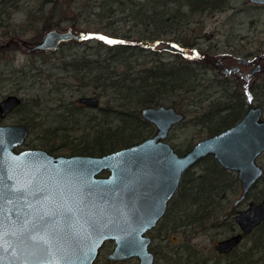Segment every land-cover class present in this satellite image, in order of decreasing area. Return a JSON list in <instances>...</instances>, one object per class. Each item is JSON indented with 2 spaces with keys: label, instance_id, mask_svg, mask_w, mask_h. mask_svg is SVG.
<instances>
[{
  "label": "water",
  "instance_id": "1",
  "mask_svg": "<svg viewBox=\"0 0 264 264\" xmlns=\"http://www.w3.org/2000/svg\"><path fill=\"white\" fill-rule=\"evenodd\" d=\"M84 37L82 29L50 27L38 42L21 44L29 50L49 49ZM147 46L185 55L189 48L196 51V46L162 37ZM261 57L239 60L254 63ZM261 69L253 66L247 75ZM21 100L16 93L0 99V264H93L105 239L112 238L116 245L110 258L137 256L139 264H154L147 231L164 214L187 168L211 154L222 166L237 171L243 192L236 203L264 174L258 158L264 152L260 103L251 104L234 124L201 138L182 154L166 138L186 112L159 103L141 108L142 116L155 124V134L106 154L57 155L46 148H19L28 138L29 126L4 123L1 117ZM77 100L100 104L96 94ZM104 170L108 175H100ZM235 218L241 229L219 239L220 251H229L243 239V232L262 223L264 196L251 199Z\"/></svg>",
  "mask_w": 264,
  "mask_h": 264
},
{
  "label": "rangeland",
  "instance_id": "2",
  "mask_svg": "<svg viewBox=\"0 0 264 264\" xmlns=\"http://www.w3.org/2000/svg\"><path fill=\"white\" fill-rule=\"evenodd\" d=\"M100 1L62 0L57 7L56 16L53 18L55 21L61 18L62 22L58 26L54 25L52 27L82 29L85 31L84 39L80 42H64L59 48L53 50L38 49L30 51L19 40L29 43L38 42L44 32L47 31L42 28L44 24L43 16H41L43 11L38 9L41 7L42 0H0V10H3L2 16L4 17L0 22V99L6 97L9 93H16L21 95L24 100V103L10 112L3 119V122L8 124L21 123L28 119L35 125V131H32L26 142L19 147L20 149L23 147H43L42 143L46 139H50V142L54 140L56 143H60L63 140L57 138L54 133H50V131L53 132L54 126L67 124L72 128H79L80 133H82L86 123L89 125V123L95 122L92 117L96 112L100 117L102 116L99 108L87 105H84L83 110H79L78 113L71 114L76 97L83 95L84 92L90 94H94V92H92L90 85L84 84L85 81L83 80L85 79L80 72L75 73L72 69L70 71L63 67L64 61L79 56L85 50L95 54L106 50L103 46L97 47L98 40L105 43L123 40L134 43L142 38L139 36L138 31H134L129 37H122L121 34L130 26H133L134 23V20L131 19L126 21L127 17L123 11L118 10L115 13L112 12L111 15L103 11L104 13H99L102 15L98 16L96 11L100 10V6H98ZM229 4L225 9L207 10L205 15L197 13V17H205L203 23L191 22L183 26L187 30L177 33L184 37L187 35L197 36L195 45H186L187 47L196 46V51L193 52L189 48L184 59H192L207 64L208 68L204 71L205 83H210L213 79L214 85L206 89V94L200 93L194 95V97L190 96V100L187 98L193 110L186 112V118L170 129L167 140L181 153L192 143L208 135L207 129L196 122L195 116L199 113L198 110L202 108L200 107L202 104L206 105L211 97H220L222 93V85L214 80L215 76H219L218 71L215 70V65L211 64V61L202 58V54L211 56L210 53L224 51L252 57L264 50V5L259 6L251 0H230ZM47 7L48 4L45 8L47 9ZM4 9L10 11L9 14ZM90 11H93V13L91 14ZM79 12L82 19L80 24L72 25L71 23L74 20L71 16ZM134 28L139 29L138 26ZM162 38L176 40L171 34L163 35ZM11 39H15L16 42L7 44ZM191 40L194 39L191 38ZM149 41L152 40H145L142 43L147 45ZM157 49L159 52L154 53L150 48H146L140 53L139 60L147 59L152 62L159 56L166 60H174L179 57V54L173 51H165L158 47ZM263 69L254 71L249 79L238 77L231 72L230 77H232V80L229 84L231 83L234 87L238 86L242 94L248 97V100L252 99L253 104L258 103V94L255 96L246 88L247 85H251L253 82H260L261 91H264ZM209 92L211 97L205 99L204 97ZM193 98L198 99V101ZM201 98L204 99L201 100ZM117 101V92L113 90H108L101 96V105L104 107L108 106L109 103L116 104ZM162 103L169 104L171 101L166 99ZM45 127H51L50 131H45L43 129ZM149 127L155 132L156 127L154 124L151 123ZM43 132L46 134V139L35 137L38 133L42 134ZM54 152H60V150H54ZM259 162L264 166V152L259 156ZM199 170L200 165L193 167V172H199ZM233 173L235 174L234 171ZM240 192L230 193L227 198L222 200L226 205L217 210V215L223 223L218 226L197 228L193 233L192 243H186L189 238L187 228L190 229L191 226H182V228L174 226L176 221H181L180 217L182 216L177 215L178 210L174 209V205L176 207L177 205L174 201H171L167 214L150 231L151 235H155L153 248L158 250L156 264H159V262L162 264L166 255L174 258L178 250L183 253L184 260L176 263L172 262L171 264H202V261L207 257L211 258L210 262L212 263L218 260L219 263L223 264L230 260L233 253L226 254L218 250L215 242L219 238L227 237L232 232L239 230V224L234 218L236 205L233 201ZM262 196H264V177L258 182L257 186L252 188L249 197L240 206L246 207L250 199L259 200ZM250 234L244 237L240 245L237 246L238 251L251 246L254 236ZM113 244V241H109L101 248V253L94 264H139L137 256L123 260H110L108 253ZM185 246H189L194 250L198 248V253L191 252L189 256L190 250ZM262 252L264 251L262 250ZM194 259H196V262L198 260V263Z\"/></svg>",
  "mask_w": 264,
  "mask_h": 264
},
{
  "label": "trees",
  "instance_id": "3",
  "mask_svg": "<svg viewBox=\"0 0 264 264\" xmlns=\"http://www.w3.org/2000/svg\"><path fill=\"white\" fill-rule=\"evenodd\" d=\"M61 2L62 0H42L38 9L43 11L41 15L44 19L43 29L48 30L54 25L61 24V18L58 21L53 19ZM229 2L230 0H101L98 5L100 10H95L98 16L105 11L108 15L118 10L123 11L127 17L126 21L131 19L134 23L121 34L122 37H129L134 31H138L142 39L134 43L125 40L105 43L98 40L97 47L103 46L106 50L98 54L85 50L79 56L65 60L63 67L70 71L72 69L75 73L80 72L85 79L84 84L90 85L92 92L104 95L108 90L116 91L118 101L116 104L109 103L108 106L97 107L102 112V118L96 112L92 117L95 122L89 125L86 123L82 133L79 128H72L67 124L54 126L53 132L50 131L51 127L43 128L54 133L57 138H61L63 141L60 143L54 140L50 142V139H46L45 132L38 133L35 137H44L46 141L42 146L48 147L51 151L103 154L138 142L153 132L149 127L152 122L143 118L141 114L140 109L144 106L158 105L167 99L177 108L191 112L193 108L187 98L190 100V96L205 93L207 88L214 86L213 79L210 83H205L204 71L208 68L207 64L192 59L185 60V56L181 53H178L180 58L174 60H166L159 56L152 62L147 59L140 61L139 55L146 48H150L154 53L159 52L157 48L143 45L142 42L171 34L185 45H195L197 36L184 37L177 33L187 30L183 26L191 22L202 24L205 17H197V13L205 15L207 10L225 9L230 5ZM90 13L92 14L93 11ZM80 14L79 12L71 16L74 20L72 25L80 24L82 20ZM135 26L139 29H135ZM202 26L204 27V24ZM70 42L80 41L70 40L65 43ZM216 82L222 85L221 96L211 97L209 92L204 98L211 97V99L206 105L200 106L202 108L195 116L196 122L207 129L208 135L234 124L253 104L252 99L248 100L238 86L229 84L230 79L223 77ZM246 89L255 96L258 94V103L264 105V91H261L260 82H253L247 85ZM83 108L82 105H74L71 114L78 113ZM25 121L31 126V133L35 131L34 123L28 119ZM197 165H200L199 172H193L194 166L184 171L181 185L174 198V203L178 207L174 205V209L178 210L177 215L182 216L180 217L182 224L191 225V230L187 232L191 235L199 227L222 224L217 215V210L226 205L222 200L230 193L236 194L240 190L236 175L233 171L224 168L215 156L207 155L195 167ZM250 235L254 236L251 246L240 251L235 247L229 251V254L233 253L230 260L223 264H264V252L261 253L262 250L264 251V220ZM185 247L190 250L189 256L191 252L198 253V248L195 251L189 246ZM176 252L174 258L166 255L162 264L183 261L181 250ZM210 259V257L205 258L202 264L219 263L218 260L212 263ZM194 261L196 262V259Z\"/></svg>",
  "mask_w": 264,
  "mask_h": 264
},
{
  "label": "flooded vegetation",
  "instance_id": "4",
  "mask_svg": "<svg viewBox=\"0 0 264 264\" xmlns=\"http://www.w3.org/2000/svg\"><path fill=\"white\" fill-rule=\"evenodd\" d=\"M255 4H257V5H261V6H263L264 5V3H260V4H258V3H255ZM4 10H6V9H4ZM6 11H8V10H6ZM9 12L10 11H8V14H9ZM3 15V10L1 9L0 10V22H2L1 20H3L4 19V17L2 16ZM70 40H72V39H70ZM70 40H67V41H63V42H61V43H59V45L57 46V47H54V48H49V49H51V50H53V49H57V48H59L60 47V45L62 44V43H64V42H68V41H70ZM74 40V39H73ZM79 41V40H78ZM10 42H16V40L15 39H11V41H9L7 44H9ZM19 42L21 43V41L19 40ZM49 49H42V50H49ZM30 51H33V50H30ZM182 54V53H181ZM211 54V56H208L207 54H202V58H204V59H207L208 61H211V64H214L215 65V70H217L218 71V75L219 76H215L214 77V80H216V81H220V79L221 78H223V77H225V78H228V79H230V80H232V77H230L231 75V72H233L234 74H236L238 77H245L246 79H249L250 78V76H248L247 74H248V71L251 69V68H253V66H256V65H260V67L263 69V67H264V50H263V52L262 53H259V54H262V57L261 58H258V60H256V62H254V63H245V62H243V61H240L239 60V58L242 56H240V55H236L235 53H232V52H224V51H220V52H216V53H210ZM182 55H184L185 56V54H182ZM258 54H256L255 56H257ZM264 70V69H263ZM84 94H90V93H83V95ZM94 94H96V95H98V97H99V102H100V104H98V105H94V106H92V105H89V104H86L85 102L83 103V102H79L78 100H77V97H76V99H75V101L73 102V104L74 105H82V106H84V105H87V106H89V107H99V106H101V96L102 95H100L99 93H96V92H94ZM94 94H92V95H94ZM83 95H80V96H83ZM22 97V96H21ZM79 97V96H78ZM22 103H24V100H23V97H22V100H21V102H20V104H18V105H16V107H14L12 110H10L9 111V113L5 116V117H1V119H2V121H3V119L4 118H6L9 114H10V112H12V111H14L15 109H17L18 107H20V105L22 104ZM169 104H172V103H169ZM174 105V104H173ZM263 105V104H262ZM264 106V105H263ZM177 108V107H176ZM177 109H179V108H177ZM141 110V109H140ZM179 110H183V109H179ZM184 111V110H183ZM144 118V117H143ZM186 118V117H185ZM184 118V119H185ZM184 119H182V120H184ZM147 120V119H146ZM182 120H180V122L182 121ZM149 121H151V120H149ZM24 123H26L28 126H29V124L26 122V121H23ZM152 122V121H151ZM153 123V122H152ZM177 123H179V122H177ZM154 124V123H153ZM176 124V123H175ZM174 124V125H175ZM155 125V124H154ZM173 125V126H174ZM172 126V127H173ZM156 127V126H155ZM171 127V128H172ZM29 128H30V133H29V135H28V138H29V136H30V134H31V130H32V128H31V126H29ZM170 128V129H171ZM156 130V129H155ZM171 131V130H170ZM156 132V131H155ZM155 132H153V133H151V134H149V136L150 135H153V134H155ZM170 134V133H169ZM149 136H147V137H149ZM169 136V135H168ZM168 136H167V138H168ZM208 136V135H207ZM147 137H145V138H147ZM205 137V136H204ZM27 138V139H28ZM145 138H143V139H145ZM166 138V139H167ZM142 140V139H141ZM168 141V140H167ZM26 142V141H25ZM139 142V141H138ZM170 142V141H169ZM135 143V142H134ZM133 144V143H132ZM194 144V143H193ZM192 144V145H193ZM129 145V144H128ZM174 146V145H173ZM39 147V146H38ZM124 147V146H123ZM175 147V146H174ZM192 146H190V147H188L187 149H189V148H191ZM32 148V147H31ZM40 148H46L48 151H50L52 154H57V155H75V154H70V153H68V152H63V151H61L60 150V152H54V151H51L48 147H45V146H43V147H40ZM120 148V147H119ZM176 149V148H175ZM187 149H185V150H187ZM117 150V149H116ZM177 150V149H176ZM184 150V151H185ZM58 151V150H57ZM113 151V150H112ZM178 151V150H177ZM108 152H110V151H108ZM178 152H180V151H178ZM75 153H81V152H75ZM87 153V152H86ZM86 153H81V154H86ZM181 153V152H180ZM88 154H92V153H88ZM97 154H99V153H97ZM97 154H93V155H97ZM103 154H106V153H103ZM182 154V153H181ZM262 154V153H261ZM260 154V155H261ZM100 155V154H99ZM211 155V154H210ZM259 155V156H260ZM259 156H258V158H259ZM202 160V159H201ZM201 160H199V162L201 161ZM217 160V159H216ZM219 162V161H218ZM198 163V162H197ZM197 163H195V164H193V166H195ZM220 163V162H219ZM221 164V163H220ZM192 166V167H193ZM192 167H189V168H192ZM224 167V166H223ZM264 167V166H263ZM224 168H226V167H224ZM188 169V168H187ZM186 169V170H187ZM226 169H228V168H226ZM228 170H230V169H228ZM231 171H234V170H231ZM235 172V175H236V178L238 179V177H237V171H234ZM108 173H109V170H104V171H102L101 173H100V175H108ZM184 174V173H183ZM183 177V176H182ZM264 177V174L261 176V177H259L258 178V180L249 188V191H248V194H247V196L246 197H244L243 199H241V200H239L238 201V203H236L235 202V200L238 198V196H240L241 195V193L243 192L242 191V184H241V180H239V183H240V190L239 191H241L238 195H237V197L234 199V203H235V209H234V212H236L235 213V215L238 213V211L240 210V209H243V208H246V207H248L249 206V203H250V200H249V203H248V206H246V207H241L240 205L244 202V200L245 199H247L248 197H249V195H250V193H251V191H252V188H254L255 186H257L258 185V182L262 179ZM182 179V178H181ZM181 182V181H180ZM180 185H181V183H180ZM180 185H179V187H180ZM179 187L177 188V190L179 189ZM177 190L175 191V193H174V195H173V197L171 198V199H169V201H168V206H167V208H166V210H165V212H164V214L162 215V217H160L159 219H158V221L156 222V224L154 225V226H156L157 224H158V222L164 217V215L165 214H167V212L169 211V209H170V203H171V201H174V198H175V196L177 195ZM263 197V196H262ZM261 197V198H262ZM260 198V199H261ZM255 200V199H254ZM256 201H258V200H256ZM234 212H232V213H234ZM235 215H234V218H235ZM235 221H236V218H235ZM237 222V221H236ZM239 224V223H238ZM154 226L152 227V228H150L148 231H147V234H149L150 236H151V238H152V241L150 242V244H149V248H151L152 250H153V252L155 253V262H154V264H156V261H157V249H154L153 248V243H154V241H155V235L153 236V235H151L150 234V231L151 230H153L154 229ZM174 226H176V227H181L182 228V226H191L190 224H182V222L181 221H176L175 222V225ZM260 226V225H259ZM239 227H240V224H239ZM258 227V226H257ZM256 227H254L250 232H252L254 229H255ZM188 229V231L189 230H191V228L189 229V228H187ZM186 229V230H187ZM240 229H241V227L239 228V230H237V231H234V232H232L230 235H233V234H236V233H238L239 231H240ZM186 230H183V231H186ZM244 233V235H243V239H244V237H246L247 235H249L250 233H245V232H243ZM188 236H189V238H188V240L186 241V243H188V242H190V243H192V241H191V239H192V237H193V234L191 235V234H188ZM227 237H229V236H227ZM225 238V237H224ZM219 239H222V238H219ZM219 239L215 242V246H216V248H217V243H218V241H219ZM242 239V240H243ZM241 240V241H242ZM109 241H113V246H112V248H111V250L109 251V253H108V258L110 259V260H123V259H126V258H123V259H115V258H110L109 257V255H110V253L112 252V250H113V248L115 247V245H116V241L112 238V239H105V241L103 242V244L100 246V248H99V253H98V255H97V257L95 258V260L99 257V255H100V253H101V248H103L104 247V245L106 244V243H108ZM240 241V242H241ZM240 242L238 243V244H236L235 246H233L229 251H231V250H233L235 247H237L238 245H240ZM218 249V248H217ZM219 250V249H218ZM229 251H222V252H224V253H226V254H228L229 253ZM127 258H131V257H127ZM95 260L93 261L94 263H95ZM93 263V264H94Z\"/></svg>",
  "mask_w": 264,
  "mask_h": 264
}]
</instances>
